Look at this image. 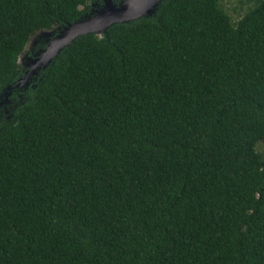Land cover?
Returning <instances> with one entry per match:
<instances>
[{
	"label": "trees",
	"instance_id": "16d2710c",
	"mask_svg": "<svg viewBox=\"0 0 264 264\" xmlns=\"http://www.w3.org/2000/svg\"><path fill=\"white\" fill-rule=\"evenodd\" d=\"M223 1L163 0L11 90L0 264H264V0ZM101 5L0 0V102L36 33Z\"/></svg>",
	"mask_w": 264,
	"mask_h": 264
},
{
	"label": "water",
	"instance_id": "95a60500",
	"mask_svg": "<svg viewBox=\"0 0 264 264\" xmlns=\"http://www.w3.org/2000/svg\"><path fill=\"white\" fill-rule=\"evenodd\" d=\"M102 5L89 14L64 26L55 35H49L45 47L40 50L34 58H31L21 78L10 85L2 93L4 100L13 88L27 87L35 81L39 71L45 70L48 65L59 55V53L84 35L101 36L109 27L115 24H126L144 17H150L163 0H122L118 4L112 0H101Z\"/></svg>",
	"mask_w": 264,
	"mask_h": 264
},
{
	"label": "rangeland",
	"instance_id": "374dc122",
	"mask_svg": "<svg viewBox=\"0 0 264 264\" xmlns=\"http://www.w3.org/2000/svg\"><path fill=\"white\" fill-rule=\"evenodd\" d=\"M252 7H253V3L246 2V0L223 1V8L228 13V15L230 16L233 22L238 21ZM54 31H41L36 33V35L33 38H31V40L25 46L24 52L18 59V62L22 68L26 70V67L29 64L31 58L35 57V53L33 54V52L37 50L39 51L42 50L41 48L42 39H45L49 35L55 34ZM39 51H37L36 53H38ZM256 149L259 153H261L264 156V142L259 143Z\"/></svg>",
	"mask_w": 264,
	"mask_h": 264
}]
</instances>
